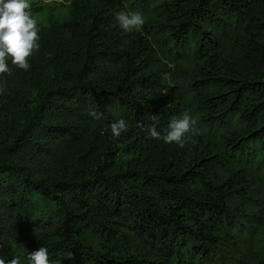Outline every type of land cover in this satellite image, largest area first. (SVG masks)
<instances>
[{"label": "trees", "instance_id": "1", "mask_svg": "<svg viewBox=\"0 0 264 264\" xmlns=\"http://www.w3.org/2000/svg\"><path fill=\"white\" fill-rule=\"evenodd\" d=\"M65 1L0 73V257L264 264V0ZM185 112V147L148 134Z\"/></svg>", "mask_w": 264, "mask_h": 264}, {"label": "clouds", "instance_id": "2", "mask_svg": "<svg viewBox=\"0 0 264 264\" xmlns=\"http://www.w3.org/2000/svg\"><path fill=\"white\" fill-rule=\"evenodd\" d=\"M32 16L33 12L27 0H0V73L6 76L12 73V69L7 66L9 59L12 60L13 65L19 66L23 71H28L31 68V61L28 58L40 50L37 38L39 29L31 18ZM116 19L120 28L127 33L133 30L140 31L145 24L144 17L134 11H121ZM4 92L5 88L0 87V95ZM89 116L93 119H100L102 114L92 111ZM196 125L197 120L185 112L182 118L173 117L171 119L165 135L161 136L155 127H149L147 132L153 139H162L166 144H176L183 148L193 136L202 134V130ZM110 127L112 135L116 138L128 131V125L124 119L112 123ZM28 260L30 264H52L48 249L43 246L30 253ZM0 264H6L3 257H0ZM7 264H21V261L13 257L7 261Z\"/></svg>", "mask_w": 264, "mask_h": 264}, {"label": "rangeland", "instance_id": "3", "mask_svg": "<svg viewBox=\"0 0 264 264\" xmlns=\"http://www.w3.org/2000/svg\"><path fill=\"white\" fill-rule=\"evenodd\" d=\"M27 3L33 12L31 18L45 27L68 17V3L65 0H27Z\"/></svg>", "mask_w": 264, "mask_h": 264}]
</instances>
